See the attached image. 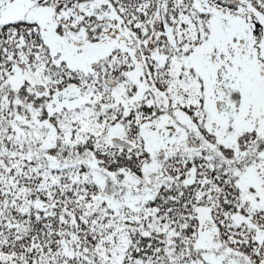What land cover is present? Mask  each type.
<instances>
[{"label": "snow or ice", "instance_id": "6c2138e0", "mask_svg": "<svg viewBox=\"0 0 264 264\" xmlns=\"http://www.w3.org/2000/svg\"><path fill=\"white\" fill-rule=\"evenodd\" d=\"M0 264H264V0H0Z\"/></svg>", "mask_w": 264, "mask_h": 264}]
</instances>
